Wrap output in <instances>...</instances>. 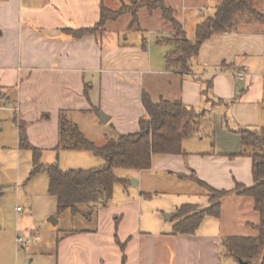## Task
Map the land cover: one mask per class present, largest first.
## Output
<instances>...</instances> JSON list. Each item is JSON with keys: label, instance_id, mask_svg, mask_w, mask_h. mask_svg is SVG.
<instances>
[{"label": "crops", "instance_id": "obj_1", "mask_svg": "<svg viewBox=\"0 0 264 264\" xmlns=\"http://www.w3.org/2000/svg\"><path fill=\"white\" fill-rule=\"evenodd\" d=\"M181 1L188 16L192 0ZM108 2L0 0V120L12 112L18 140L24 124L33 146L57 149L61 111L87 138L77 118L95 110L110 116L117 135L134 133L147 115L143 93L155 98L158 88L165 91L161 98L211 111L214 123L204 121L198 128L210 125L208 142L188 137L185 154L155 155L152 167L139 171H152L168 188L194 181L193 173L218 190H233L237 182L253 185V158L240 155L241 136L233 130L264 128V82L251 80L259 76L252 70L260 67L248 57L260 53L264 19L240 14L232 32L216 33L203 43L194 71L181 74L166 68L167 54L158 59L145 44L119 43L115 37L103 43L105 29L75 36L74 30L99 22L101 3L110 8ZM254 5L264 15V0ZM210 78L207 101L203 81ZM146 184L135 180L138 191L130 192L128 185L118 204L110 205L112 198L98 210L92 229L67 230L54 245L56 264H221V237L229 234L225 203L237 201L235 220L255 211L252 198L230 194L222 199L221 218L206 217L195 234H173V223L166 221L170 214L165 219L163 209L146 204Z\"/></svg>", "mask_w": 264, "mask_h": 264}, {"label": "trees", "instance_id": "obj_2", "mask_svg": "<svg viewBox=\"0 0 264 264\" xmlns=\"http://www.w3.org/2000/svg\"><path fill=\"white\" fill-rule=\"evenodd\" d=\"M142 8H147L150 13L160 10L163 18L172 26L176 39L174 48L167 55L168 70L181 74L194 71V62L197 61L203 43L216 33L232 32L239 24L240 14L245 13L255 20L264 19V15L255 7L254 0H222L216 6L214 15L197 25L196 40L190 41L182 23L175 17L173 7L166 0H140L133 4L122 3L116 10L101 3L99 22L94 27L77 29L73 33L77 37L93 34L104 30L107 22L118 20L126 14H131L133 22H136ZM203 84L205 88L202 93L207 100H211L212 79L203 81ZM142 101L147 115L140 118L139 131L111 138L102 146L89 140L78 125L68 118L66 112L61 111L60 144L57 149L88 150L105 160L103 166L90 170L64 171L57 163L39 164V149L31 144L25 127L22 124L19 126L20 147L31 148L35 153L32 174L41 171L48 173V192L56 199L58 212L69 209L76 215L82 212L80 207L85 205L90 208V214L98 212L113 198L116 183H122L125 187L130 183L126 178L117 177L115 169L147 170L152 167L155 155L185 154L183 141L193 135L202 122L213 120L211 111L198 110L181 101L175 103L165 98L154 101L146 92L143 93ZM233 131L241 136L240 155L253 158L254 184L247 186L237 182L233 190H218L193 173L189 178L210 193V204L206 208L190 203L178 207L169 217L173 223L172 233L195 234L206 217L221 218L222 199L225 196L236 194L250 197L259 215L258 223H250L256 234L221 237V254L238 261L243 260L247 264H264V128L239 127Z\"/></svg>", "mask_w": 264, "mask_h": 264}, {"label": "rangeland", "instance_id": "obj_3", "mask_svg": "<svg viewBox=\"0 0 264 264\" xmlns=\"http://www.w3.org/2000/svg\"><path fill=\"white\" fill-rule=\"evenodd\" d=\"M136 1L140 0H109L108 3L109 7L115 10L122 3L133 4ZM221 2L222 0H192L188 5L191 8L187 11L188 16H186L181 0H166V3L174 8L175 17L182 23L190 41L196 40V25L211 16L215 11L216 4ZM200 8L203 9L202 12L199 11ZM243 15L245 13L241 16ZM137 16L136 22H133L131 14H126L117 21L107 22L103 43L109 41L108 39L111 41L115 37L119 43L141 46L145 44L154 57L159 59L162 56L164 58L174 48L176 35L172 26L163 18L160 10L150 13L147 8H142ZM259 41H261V47L258 48L260 53L248 57L254 61L255 66L260 67L252 70L259 76L255 75L251 77V80L264 82V37ZM197 62H194V65H197ZM166 68L168 69V63ZM154 91L155 96L158 97H152L154 101H159L160 96L165 95V91H158V88ZM9 92L13 96L14 91L10 90ZM171 93L167 95L174 96L175 92ZM169 97L167 96V98ZM99 112L101 111L95 110L92 114L77 119L81 121L87 131L88 139L97 146H102L109 139L117 138L119 135L113 129L112 122H102ZM214 115L212 113V125ZM2 116L4 118L0 120V264H56L53 254L56 241L64 237L69 229H92L96 223L97 211L90 214V208L85 205L80 207L82 212L76 215L69 209L58 212L56 199L48 192V173L41 171L32 174L35 166L34 150L20 147L18 128L14 123L13 113L5 112ZM23 126L25 127L24 124ZM209 128L210 125L206 129L197 130L189 138L196 142L199 139L208 142L211 136H209ZM39 151V164L57 163L64 171L90 170L105 164L103 158L88 150L60 148L59 150L39 149ZM115 174L119 178L131 179L128 187L130 192L138 191L135 180L138 182L141 178L143 184L146 182V187L150 189L144 192L146 204L163 209L162 217L165 219L167 215L174 213L183 204H202L203 208L209 206L205 196H209L210 193L194 181H186L183 185H174L172 188H168L169 185L166 181L164 182L161 178L154 179L158 175L153 174L152 171L117 168ZM125 188L127 187L122 183H116L110 205L119 203L126 195ZM179 189H182L181 192L177 191ZM248 200L252 202V199ZM236 202L234 200L233 203L232 201L225 203L228 209L225 212V221L227 222L225 231L229 233L227 236H253L256 231L250 223H258L259 215L251 210L244 217H238L235 220ZM18 207H21L22 210L18 211ZM51 216L59 220L57 225L49 221ZM166 221L168 225L171 223L170 218H167ZM245 221L250 222L245 223ZM19 236L31 237V244L19 245L17 243ZM220 248L222 252V247ZM221 264L242 263L235 258L221 254Z\"/></svg>", "mask_w": 264, "mask_h": 264}, {"label": "water", "instance_id": "obj_4", "mask_svg": "<svg viewBox=\"0 0 264 264\" xmlns=\"http://www.w3.org/2000/svg\"><path fill=\"white\" fill-rule=\"evenodd\" d=\"M175 103H178V100H175ZM99 116L102 120V122L106 123L109 121L110 119V116L104 112H99ZM49 221L52 222L54 225H57L58 224V219L55 218L54 216H51L49 218ZM242 264H247V262L243 261V260H240Z\"/></svg>", "mask_w": 264, "mask_h": 264}, {"label": "built area", "instance_id": "obj_5", "mask_svg": "<svg viewBox=\"0 0 264 264\" xmlns=\"http://www.w3.org/2000/svg\"><path fill=\"white\" fill-rule=\"evenodd\" d=\"M199 10H200L201 12L203 11L202 8H200ZM238 76L242 78V77H244V74H243V73H239ZM17 210H18V211H21L22 208H21V207H18ZM31 242H32V238H31V237H28V238H27V237L19 236V237L17 238V243H18L19 245H29Z\"/></svg>", "mask_w": 264, "mask_h": 264}]
</instances>
